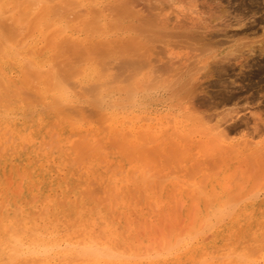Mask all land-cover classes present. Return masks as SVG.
I'll return each mask as SVG.
<instances>
[{
  "label": "rangeland",
  "instance_id": "obj_1",
  "mask_svg": "<svg viewBox=\"0 0 264 264\" xmlns=\"http://www.w3.org/2000/svg\"><path fill=\"white\" fill-rule=\"evenodd\" d=\"M20 1L0 0V20L6 22L15 16L12 21L9 20L11 23H8V25L12 24L11 27H13L16 23V27H13V29L15 31L17 29L19 32V34L17 32L15 37L13 35V39H8V34L11 35V30L8 31L6 26H4L7 23L2 25L1 22L3 21H0L1 27L4 26L5 31H8V33L5 32L8 36L6 38L3 36V38L7 39L6 41L11 40L10 44L5 41L8 47L11 46V48L6 47L4 43L3 48L1 46L0 50L7 52L8 49H12L14 50L13 53L16 52L17 54V56L9 54L4 58L1 56L3 54L1 52L0 70L2 71L0 72L9 80L6 84V89H16V86L19 88L15 90L19 93L16 98L10 100V105L0 110V156H2L0 158V191H3L0 193L2 197L0 213L11 215L14 212L11 207H15L16 202H14V199L16 198V201H22H19L20 206L30 210L33 218H40L38 220L43 222H51L50 225L54 226L57 232L54 234L56 240L52 238L53 234L49 235L50 231H55L54 228L50 227L39 234L41 242L38 245L56 243L60 238H63L62 236H75L74 238H69L74 244H77L80 239H90V236L101 237L104 240L106 239V236L104 237L106 227L108 231L110 230L106 234L114 237V246L116 245L119 248L117 249L118 253L123 255V257L120 256V260H115L116 263L120 264H264V53H258L257 50L258 40H264V21L258 22V19L264 16V0H251L253 2L249 0H230L229 4L226 0H219V2L221 1L219 4H222L221 6L226 10L223 15H226H221L223 17L209 23V30L219 35L217 40H222L215 47L211 46L209 48L211 54H214V57H212L214 60L212 59V61L222 60L226 53L235 48L234 40L238 37H230L232 33L240 32L249 26H252L257 31L254 36L249 35L242 39L244 41H242L243 44L246 46L252 43L254 50L249 54H245L246 49L244 46L242 50L240 49L243 52L245 51L242 53L245 55L244 57L235 60H233V57H229L228 62L223 61L222 64H224L226 71L222 73V76L209 77L205 73L206 69H201L196 75V81H198H194L195 83L191 87L193 91L190 90L188 94L186 93L187 95H174L170 87H172L173 82L171 83V81L175 76L173 77L169 74L175 71L173 68L174 64L175 68L180 67L182 60H184L181 67H178L179 71H182H177L182 74L180 77L185 78L186 75L183 74L188 72L185 68L195 65L197 56L200 55V58L205 55V52L203 55L201 51H198V48L196 50V47L192 49L193 45L201 48L199 44H193L192 42L188 44L185 43L186 41L177 39L175 40L180 43H175L176 41L173 39L174 42L170 40L171 45L160 43V41L157 42L161 45L159 43L156 44V42L151 44L152 46L142 53L143 56L140 55L143 57L140 59L148 60L141 69H130L127 71L118 69L116 65L119 63L117 61L122 57L121 55L119 57V55L111 54L114 55H110L109 58L112 59L105 58V62H103L102 58L98 59L96 55L94 57L89 55V57H84L85 60L78 59L79 61L75 60L77 62L72 61L73 64L72 62L71 64L68 63L75 67L79 62L78 65L80 67L78 66L79 69H75L74 75L67 77L68 80H66L71 83L66 80L64 82L68 83L67 87H69V95L71 96H69L68 102L71 103H67V107L69 106L67 112L64 109L59 114L58 112L56 113L53 104H50V98L56 93L54 89H51V76L58 72L59 68L57 67L62 62L60 60L61 57L64 60V56H66L62 52L65 49L58 46L57 39H60L58 38L59 36L62 38L72 37L71 39L77 38L75 39L77 40L76 43L82 39L78 43L82 44L84 41L85 43L83 42L84 44L81 47H86L87 49H91L87 45H91L93 40L95 41L92 45H97L100 43L98 39L104 40L106 38L109 41L107 38L111 40L115 38L114 41H117L120 36V39H124V37L128 39L133 35L129 26L137 23L138 17L141 14H145V9H149V7L148 11L154 12V14L157 11L164 16L168 14L170 27V24L174 23L172 21L176 15L175 6L172 4L176 0H170L171 2L161 0L165 4H162L160 0H90L91 2L89 0H78V2L74 0L73 3L71 2L72 4L70 3L66 6L65 13L63 12L62 14H57V12L50 14V11L44 12L41 9L46 6L55 10L56 4L58 6L61 4L60 2L64 3L62 0H49L47 3L50 5L46 3V0H39L41 3L37 0H22V4H20ZM93 1L95 2L92 3ZM126 1L128 3L130 1V3L126 4ZM182 1V4H184L185 0ZM182 1L178 0L174 5ZM210 1H191L197 5V16L201 15V20L210 21L212 17V15L211 17L209 16L214 10L212 12L207 10L210 9L207 7H212L211 3L213 1ZM18 2H20L19 7L17 6ZM32 2H34L33 4L40 3L41 5H36L37 7L35 8ZM12 4L14 7L16 6V9L12 8ZM120 6L125 7L126 11L129 8V11H127L129 15L126 16L128 18L117 16L116 11ZM107 7L112 10L108 9V12ZM158 7L162 8L158 10ZM33 8L34 10L32 11ZM240 8L242 9L240 10ZM4 9L7 12L5 14L8 16L3 14ZM17 9L23 20L18 16ZM90 9L98 16L97 20L99 21L95 24L97 26L96 32L89 30L90 27L86 26L84 22L86 17L88 19V16L93 15ZM250 9L256 13L252 14L249 12ZM104 11L105 15H103ZM174 11L175 13H173ZM99 13L101 14L99 15ZM250 13L252 14L251 17L249 16ZM244 14H247V16L244 17ZM3 15L5 18H3ZM234 18L241 19L235 24ZM68 19L73 20H70V22ZM107 19L108 21H106ZM19 20L25 21V24L22 25L23 23H20ZM129 21L130 23H127ZM82 22L85 24L83 25ZM123 25L124 28H121L120 26ZM1 27L0 33L4 32ZM108 27L110 28L108 29ZM100 30H104L102 32H105L104 35H106L104 36ZM15 31L14 34L16 33ZM224 33H226V37L222 35ZM89 35H91V38H89ZM96 36L97 38H95ZM10 37L12 38V36ZM96 39L98 40L97 42ZM23 43L24 46L21 47ZM78 43L77 45H80ZM119 43L116 44L118 45ZM116 44L114 43L112 46H116ZM185 46H187L186 49ZM150 48H153L154 51L152 50L151 52ZM236 49L233 56H238L240 53ZM58 52L62 53L63 56H60ZM175 53L177 57H175ZM185 55L188 56L186 60ZM190 55L192 56L190 57ZM115 56L118 57L116 58ZM140 56H138V59ZM178 56L180 60H176ZM168 57L172 60L169 59L168 61ZM22 59L32 61V64L27 61H25L27 63L25 64ZM96 60L98 64L95 63ZM190 60L193 62H189ZM56 62L57 64L59 62V65H56ZM186 63L188 66L185 65ZM28 64L35 67L38 66L37 70L35 68L38 72L34 74L30 68L31 66L29 67L31 70L25 67ZM101 64L102 67H100ZM163 65L172 66L173 71L168 68L166 70ZM162 67L163 69L160 70ZM47 70L51 72L49 73ZM98 74L103 77L98 76ZM180 74H177V76ZM26 75L30 78H27ZM78 75L81 77H78ZM29 81L30 83H28ZM96 81H98V84H96ZM45 84H48L51 88ZM170 84L171 86L169 87L168 85ZM132 85L140 86V89L135 86L136 91L133 89L135 93L128 96L126 88ZM3 87L5 88V86ZM3 87L2 89L0 87V94L4 90ZM23 91L26 96L21 94ZM39 91L45 93L47 99L44 102L42 100V102L38 101L42 97L38 100L36 99V101L34 100L37 97L36 94L40 97ZM34 93L36 97H34ZM94 93L96 96H94ZM30 97L32 105L29 102V100L31 101ZM92 97L99 99L97 106L92 105L94 100ZM98 112H104V116H101L103 115L101 113L100 117ZM56 117L58 119H55ZM189 125L192 126L191 129ZM197 126L200 129L199 127L196 129ZM205 126L207 128H202ZM218 127L220 131H226V138L223 136L224 132L221 135L222 137H219ZM223 127L226 130H221ZM209 128L210 130H208ZM198 129L199 131H196ZM191 130L197 133L193 134ZM185 132L191 133V136L186 133L187 137L184 134ZM215 132H218V140L216 139L217 137H214L216 135L214 134ZM198 134H201V136ZM181 136L182 139H185L184 141L187 138V143L185 142L184 144L183 140L181 141ZM221 138H225V141ZM189 140L190 142H188ZM203 140L204 142H202ZM244 140L249 142L250 145L248 147L247 145L245 147L242 146L244 145ZM219 141L223 143L221 144ZM129 142L132 143V146H129ZM136 142V145H139L137 147L140 148L138 150H135V148L137 149L135 147ZM216 142L220 143L221 146H227L226 148L235 145L234 149L237 151H231L233 149L231 147L227 150V153L226 149H222L225 147L220 148ZM197 144H200V146H197ZM206 151H212L210 152L211 154H208L212 158H203L207 156ZM104 153L105 155H103ZM176 154H179V156ZM6 157L10 158L7 159ZM4 158L8 161H4ZM153 169L156 171L155 173ZM158 172H160L161 176L163 175V178L159 179L161 176H159ZM153 178H155L154 181ZM39 180L42 182L40 185ZM37 188H39V192ZM47 192L48 195L46 194ZM21 195L26 196V199H24V196L21 197ZM5 196L7 200H4ZM11 200V205L4 203L5 205L1 206L2 202ZM49 203L53 205L51 206ZM18 207L16 205V215H18ZM8 208L11 209V212L7 211L8 213H5V209L7 210ZM46 210H49V213L50 210H53L54 215L59 214L58 216L55 215L57 216L56 218L52 217L54 216L53 213H50L49 216L54 218L55 221H50L49 216H47L48 219L46 218ZM35 211L38 215L34 214ZM43 215L45 219L42 220ZM66 217L68 219H65ZM78 224H82V233L76 235L78 233H74V231H77L76 226ZM102 228L103 230H101ZM96 233L98 234L96 235ZM62 242L63 240L61 239L60 244ZM64 247L65 244L63 243L59 247L52 245L51 252L56 254ZM142 250L144 253H142ZM134 255L135 261L132 259ZM136 255L140 256V259L136 258ZM147 255L148 259L145 257ZM1 261L0 259V264H2ZM59 261L60 264H68L69 262V260L54 259L55 263H59Z\"/></svg>",
  "mask_w": 264,
  "mask_h": 264
},
{
  "label": "bare ground",
  "instance_id": "obj_2",
  "mask_svg": "<svg viewBox=\"0 0 264 264\" xmlns=\"http://www.w3.org/2000/svg\"><path fill=\"white\" fill-rule=\"evenodd\" d=\"M15 1V0H14ZM20 1V0H19ZM22 1V0H21ZM20 1V2H21ZM32 1V0H31ZM33 1H35V0H33ZM37 1H39V0H37ZM41 1H43V0H41ZM49 0H46V3L48 2ZM61 1V0H60ZM59 1V2H60ZM62 1H64V3L63 2H60L61 4H59L58 6H56L55 5V7L56 8H54L55 10H53V8H49V7H46V6H44L45 8H41V9H43L44 10V12H47V11H50V14L51 13H56L57 12V14L59 13V14H62L64 11H65V9H66V6L67 5H69L71 2L73 3L74 2V0H62ZM90 1V0H89ZM133 1V0H132ZM150 1V0H149ZM161 1V0H160ZM163 1H165V0H163ZM163 1H161V3L163 2ZM168 1H170V0H168ZM171 1H173V0H171ZM170 1V2H171ZM176 1H178V0H176ZM176 1H173V6H175V9H176V13H175V11L173 12V13H175L176 15H175V19L172 21V22H174L173 24H170V27H169V22H170V20H169V17H168V14H166L167 16H164V15H161L158 11H157V13H155L154 14V12H151V11H148L149 9H150V7H149V9H143L146 13L145 14H141V16H139L138 17V19L136 20V22L137 23H133L132 24V26H129V28H130V31L133 33V35H131V37H129L130 36V34H129V36H127V37H129L128 39L126 38L125 39V37H124V39L122 38V39H120L121 38V36H120V38H118V40L116 41H114V39L115 38H113V40H111L110 38H107V39H109V41L108 40H106V38L103 40V39H96V42L98 41V42H100V43H98L97 45H92L93 44V42L95 41V40H93V42L91 43V45H87V47L88 48H90L91 47V49H87L86 47L85 48H82L81 47V45L82 44H84L83 42H82V44H80V43H78V42H80L79 40H78V44H80V45H77V43H76V41L77 40H75V39H77V38H73V39H71L70 37H64V38H62L61 36H59L58 38H60V39H57L58 40V46H60L61 48H63V49H65L64 51H62L63 53H65V55L66 56H64L65 57V59L64 60H62V57H61V61L62 62H60V60H59V62L61 63L60 64V66H56L57 68H59V70H58V72H57V70H56V74L55 75H53V76H51V74H49L52 78L53 77H55L54 79H52L51 78V80H50V85H52V88L48 85L49 84V82H48V84H45L46 86H48V87H50L51 89H54L55 91H56V93L50 98V104H53V107H55V111H56V113L58 112V114L59 113H61V111H64V109H66V112L68 111L67 109H68V107H67V103H69L68 101H69V87H67L68 85V83H64V82H66L68 79H67V77H69V76H72V75H74V73H75V69L76 68H78V64H79V62L77 63V66H75V67H73V65L71 66L70 64H71V62L72 61H75V60H77V61H79V60H83L84 59V57H86V56H88L89 57V55H93V57H94V55H96L97 56V58L98 59H101L102 58V60H103V62H105V58H109L110 57V55L111 54H114V55H119V57H120V55L122 56L120 59H118L119 61H117V62H119L117 65H116V67L118 68V69H120V70H122V71H127V70H135V69H141L144 65H146V61H148V60H142V59H140V58H143V57H141L140 55H142V53H144L149 47H151L152 45L151 44H155V42H156V44H158L159 42H157V41H160V43H167V45H171L170 44V40H175V39H177V40H182V41H186L185 43H190V42H192L193 44L195 43V44H199L200 46H201V48H199L197 45L195 46V45H193L192 46V49L194 48V47H196V50H197V48H198V51L200 52L201 51V53L203 54L204 52H205V55L204 56H202V57H200L199 58V56H197L198 58L196 59V64L194 65H190V67H186V66H188V64L186 63L185 65L186 66H184V67H186L185 68V70L186 71H188L186 74H183V75H186L185 76V78H182V77H180L182 74H180V73H178V71H179V68L181 67V65L183 64V61L184 60H182V63H181V65H180V67L178 68V67H176V68H178V69H176L175 68V64H174V70L175 71H173V68H172V66H170L169 67V65H166V66H164V68L167 70V68L169 69V70H172L173 72H171V73H169V74H171L173 77H174V79L171 81V83H172V87H170L171 86V84L170 85H168L169 87H170V89L172 90V92L174 93V95H182V94H185V95H187L188 94V92L190 91V90H192L191 89V87H192V85H193V83H195L194 81H196V79H197V76L196 75H198V72H199V70H204V69H206V75H209V77H212V76H215V77H220V76H222V73H224L225 71H226V68H225V66H224V64H222L223 63V61H229V57H233V60H235V59H237V58H242V57H244L245 55H243L242 53H244L245 51H246V53L245 54H249L251 51H253L254 50V48H253V44L252 43H250L249 45H245V44H243V40L242 39H244V38H246V37H248L249 35L250 36H254L255 34H256V32L257 31H255L256 29H254L252 26H249L248 28H246V29H243L242 31H240V32H235V33H232L231 35H230V37H238L237 39H235L234 41H235V48L234 49H232V50H230L228 53H226V55L223 57V59L222 60H218V61H212V57H214V54L212 55L211 54V52L209 51V48L211 47V46H214L215 47V45L216 44H219V43H221V41L222 40H217L218 38V36L219 35H217V33L215 32H212V30H209V23L211 22V21H215V19H218V18H221V17H223V16H225V15H223L224 13H225V11L226 10H224V8L219 4L220 2H219V0H212L213 2L211 3V5H212V7L211 6H209V7H207V8H210V9H207L208 11H210L211 10V12H212V10H214V12H212V14H210V16L209 17H211V15H212V17H211V19H210V21H205L204 19V21L203 20H201L200 18H201V15H199V16H197L198 15V10H197V5H195L194 3H192L191 1L192 0H185V1H187V2H185L184 1V4H182L183 3V1L182 2H180V3H178V4H175L174 5V3L176 2ZM207 1V0H206ZM210 1V0H209ZM242 1V0H241ZM248 1V0H247ZM250 2H253V1H251V0H249ZM20 2H18V7H19V3ZM40 2V1H39ZM56 2V1H55ZM77 2H78V0H77ZM91 2V1H90ZM89 2V3H90ZM95 1H93L92 3H94ZM117 2V1H116ZM121 2V1H120ZM127 2V1H126ZM125 2V3H126ZM137 2V1H136ZM166 2V1H165ZM170 2H167V3H170ZM193 2H195V1H193ZM211 2V1H210ZM226 2L228 3V2H230V0H226ZM23 2H21L20 4H22ZM34 2H32V4H33ZM36 3V2H35ZM41 3V2H40ZM39 3V4H40ZM54 3V2H53ZM71 3V4H72ZM118 3V2H117ZM129 3H130V1H129ZM128 2L126 3V4H129ZM166 3V4H167ZM177 3V2H176ZM242 3V2H241ZM14 4V3H13ZM12 4V5H13ZM38 3H36V4H33L34 5V7L36 8L37 6L36 5H39ZM48 4V3H47ZM99 4V3H98ZM115 4V3H114ZM118 4H121V3H118ZM162 4H165V3H162ZM204 4H205V2H204ZM214 4V5H213ZM229 4V3H228ZM243 4V3H242ZM252 4V3H251ZM41 5V4H40ZM45 5V4H44ZM48 5H50V4H48ZM47 5V6H48ZM78 5V4H77ZM124 5V4H123ZM203 5V4H202ZM54 6V5H53ZM81 6V5H80ZM91 6V5H90ZM93 6V5H92ZM109 6H111V5H109ZM115 6V5H114ZM157 6V5H156ZM172 6V7H173ZM224 6H226V5H224ZM240 6H241V4H240ZM3 7V6H2ZM39 8H40V6H38ZM42 7V6H41ZM73 7V6H72ZM104 7V6H103ZM131 7V6H130ZM148 7V6H147ZM171 7V8H172ZM239 7V6H238ZM243 7V6H242ZM12 8H15L16 9V6L14 7V5H13V7ZM77 8H79L78 6H77ZM89 8V7H88ZM112 8H114V7H112ZM125 8V7H124ZM122 6H120V8L116 11V13H117V16H128L129 14H128V12L127 11H129V8H128V10L126 11V9H124ZM159 8L160 7H158V10H159ZM162 8V7H161ZM160 8V9H161ZM228 8V7H227ZM11 9V8H10ZM73 9V8H72ZM82 9V8H81ZM92 9V8H91ZM91 9H90V11H91ZM97 9H101V8H97ZM105 9V8H104ZM108 9H110V8H108L107 7V11H108ZM115 9V8H114ZM173 9V8H172ZM242 8H240V10H241ZM5 10V9H4ZM34 10V8L32 9V11ZM68 10V9H67ZM75 10H77V9H75ZM84 10V9H83ZM110 10H112V9H110ZM131 10H132V7H131ZM131 10H130V12H131ZM240 10H239V12H240ZM244 10V9H243ZM7 11H9V10H7ZM17 11H18V9H17ZM16 11V12H17ZM72 11V10H71ZM136 11V10H135ZM138 11V10H137ZM236 11H238V9H236ZM5 12H6V10L4 11V15H7V14H5ZM42 12V11H41ZM68 12V11H67ZM86 12V11H85ZM89 12V11H88ZM92 12V16L90 15V16H88L89 18L88 19H84V22L86 23V26H88V27H90V29L89 30H94L95 32H96V28H97V26L95 25L96 24V22L97 21H99V20H97V15H95V12H93V10L91 11ZM100 12V11H99ZM103 12V11H102ZM109 12V11H108ZM249 12H251L252 14H254V13H256L255 11H252L251 9H250V11ZM7 13V12H6ZM13 13H15V12H13ZM13 13H11V14H13ZM65 13V12H64ZM69 13H70V10H69ZM74 13H76V12H74ZM111 13V12H110ZM109 13V14H110ZM140 13V12H139ZM144 13V12H143ZM165 13V12H164ZM200 13H201V11H200ZM250 13V17H251V14ZM18 16L19 17H21V14H20V12L18 11ZM34 14H35V12H34ZM39 14V13H38ZM37 14V15H38ZM49 14V13H48ZM67 14V13H66ZM101 13H99V15H100ZM3 15V16H4ZM10 15V14H9ZM16 15V14H15ZM45 15V14H44ZM56 15V14H55ZM74 15V14H73ZM72 15V16H73ZM76 15H78V14H76ZM103 15H105V11H104V14ZM108 15V14H107ZM221 15H223V16H221ZM2 16V15H1ZM8 16V15H7ZM13 16H14V14H13ZM17 16V17H18ZM49 16V15H48ZM65 17H66V15H64ZM69 16H70V14H69ZM82 16V15H81ZM244 17H246L247 16V14H244L243 15ZM15 17V16H14ZM14 17H12L13 19H14ZM44 17V16H43ZM52 17V16H51ZM54 17V16H53ZM64 17V18H65ZM83 17H85V16H83ZM104 17H106V16H104ZM204 17V16H203ZM1 18V17H0ZM3 18H5V16L3 17ZM2 18V19H3ZM39 18V17H38ZM47 18V17H46ZM69 18V17H68ZM73 18V17H72ZM108 18V17H107ZM123 18V17H122ZM126 18H128V17H126ZM13 19H9V20H13ZM18 19V18H17ZM17 19H16V22H17ZM20 19H22V17L20 18ZM37 19V18H36ZM53 19H55V18H53ZM74 19V18H73ZM73 19H68L69 21L70 20H73ZM239 19H241V18H239ZM238 18L237 19H235L234 18V21H235V24L236 23H238L240 20H239ZM6 20V19H5ZM9 20H7L6 22H4L3 20H0V21H3V22H1L2 23V25H4L5 23H7V25L5 24L4 26H6V29L8 30V31H10L11 30V35L10 34H8V35H6V33L5 32H7L8 33V31L6 30L5 31V29L3 28V27H1V25H0V27L4 30V32H1L0 33V49H1V46H2V48H3V44L5 43V41L7 40V39H4L3 38V36L6 38V36H8V39L10 38V39H13V35H14V37H15V35H17V32H18V30L16 29V31H15V29H13V27L15 28L16 27V23H15V21H13L14 23H15V26H13V27H11L12 26V24L10 25H8V23H11V21L9 22ZM23 20V19H22ZM46 20H48V19H46ZM45 20V21H46ZM56 20V19H55ZM102 20H104V19H102ZM121 20V19H120ZM123 20V19H122ZM169 20V21H168ZM20 21V23H23L22 25H24L25 24V21H21V20H19ZM44 21V22H45ZM106 21H108V19L106 20ZM126 21V20H125ZM131 21V20H130ZM130 21L129 22H127V23H130ZM203 21V22H202ZM260 21H264V16H262L261 18H259L258 19V22H260ZM12 22V23H13ZM44 22H43V24H44ZM67 22V21H66ZM71 22V21H70ZM77 22H79L78 20H77ZM105 22V21H104ZM114 22V21H113ZM83 23V22H82ZM85 23H83V25L85 24ZM100 23H102V21H100ZM106 23V22H105ZM49 24H50V22H49ZM53 24V23H52ZM79 24V23H78ZM107 24V23H106ZM114 24L115 25H117L116 24V22H114ZM14 25V24H13ZM18 25H19V23H18ZM22 25H20V26H22ZM46 25V24H45ZM67 25H69V24H67ZM77 25V24H76ZM125 25H126V23H125ZM7 26H8V28H7ZM49 26V25H48ZM82 26V25H81ZM118 26V25H117ZM12 29H11V28ZM99 27V26H98ZM119 27V26H118ZM117 27V28H118ZM121 28L123 27L124 28V25L123 26H120ZM127 27H128V25H127ZM10 28V29H9ZM22 28H23V26H22ZM83 28V27H82ZM110 27H108V29H109ZM112 28V27H111ZM1 29V30H2ZM20 29V28H19ZM84 29V28H83ZM100 29V28H99ZM103 29H104V27H103ZM107 29V30H108ZM125 29H127L126 27H125ZM2 30V31H3ZM12 30H13V34H12ZM21 30V29H20ZM19 30V31H20ZM105 30V29H104ZM104 30H100L101 32L102 31H104ZM120 30V29H119ZM14 31L16 32L15 34H14ZM84 31H85V29H84ZM99 31V32H100ZM113 31V30H112ZM111 31V32H112ZM116 31H117V29H116ZM124 31V30H123ZM129 31V32H130ZM23 32V31H22ZM80 32V31H79ZM4 33V34H3ZM88 33V32H87ZM103 33V32H102ZM105 33V32H104ZM104 33H103V35H104ZM108 33V32H107ZM114 33H115V31H114ZM18 34H19V32H18ZM65 34V33H64ZM89 34H91V33H89ZM96 34V33H95ZM101 34V33H100ZM110 34V33H109ZM120 34V33H119ZM122 34V33H121ZM71 35V34H70ZM106 35V34H105ZM104 35V36H105ZM108 35V34H107ZM123 35V34H122ZM224 37H226V33H224V34H222ZM10 36H12V38L10 37ZM83 36H85L84 34H83ZM90 36V37H89ZM89 36H86V37H89V38H91V35H89ZM102 36V35H101ZM110 36H111V34H110ZM117 36V35H116ZM115 36V37H116ZM76 37V36H75ZM118 37V36H117ZM140 37V38H139ZM88 38V39H89ZM95 38H97V36L95 37ZM80 39V38H79ZM87 39V40H88ZM117 39V38H116ZM4 40V41H3ZM75 40V41H74ZM91 40V39H90ZM111 40V41H110ZM120 40H122V41H120ZM174 40L172 41V42H174ZM11 41V40H10ZM10 41L8 40V41H6V42H9L8 44H10ZM14 41V40H13ZM92 41V40H91ZM120 43H119V42ZM176 41V40H175ZM237 41H241V42H237ZM243 41V42H242ZM30 42H32V41H30ZM56 42V41H55ZM88 42V41H87ZM177 42H179V41H176L175 43H177ZM19 43V42H18ZM51 43V42H50ZM57 43V42H56ZM89 44H90V42H88ZM87 43V44H88ZM116 44V43H119L118 45L116 44V46H112L113 44ZM159 43V44H160ZM169 43V44H168ZM180 43V42H179ZM179 43H178V45H179ZM258 53H264V40H258ZM6 44V43H5ZM11 44H12V42H11ZM31 44V43H30ZM95 44V43H94ZM86 45V44H85ZM161 45V44H160ZM182 45V44H181ZM187 45V44H186ZM20 46V45H19ZM24 46V43H23V45L21 46V47H23ZM55 46V45H54ZM84 46V45H83ZM156 46H159V45H156ZM164 46V45H163ZM180 46V45H179ZM245 46V51L243 52V51H241L242 50V48ZM6 47H8V45L6 44ZM13 47V46H12ZM18 47V46H17ZM50 47V46H49ZM153 47H154V45H153ZM171 47V46H170ZM186 47L187 46H185V49H186ZM8 48H11V46L10 47H8ZM15 48V47H14ZM18 48H20V47H18ZM51 48V47H50ZM55 48H57L56 46H55ZM59 48V47H58ZM178 48V47H177ZM237 48V49H236ZM151 49V52H152V50H153V48H150ZM149 49V50H150ZM155 49V48H154ZM200 49V50H199ZM212 49V48H211ZM235 49L237 50V52H240L239 53V55L237 56V55H234L233 56V53H235L234 51H235ZM241 49V50H240ZM12 50V49H11ZM10 49H8V51L7 52H3V50L1 51L0 50V54H1V52L3 53L1 56H3L4 58L7 56V55H11L12 54V56L13 55H15V56H17V54H16V52L15 53H13L14 52V50H12L11 51ZM16 50V49H15ZM56 50V49H55ZM58 50H60V49H58ZM156 50V49H155ZM157 50H159V49H157ZM164 50V49H163ZM195 50V49H194ZM28 51V50H27ZM31 51V50H30ZM36 51V50H35ZM52 51H53V48H52ZM52 51H51V53H52ZM57 51V50H56ZM154 51V50H153ZM170 51H171V48H170ZM209 51V52H208ZM50 52V51H49ZM158 52V51H157ZM172 52H173V50H172ZM194 52V51H193ZM195 52H197V51H195ZM19 53V52H18ZM30 53V52H29ZM28 53V54H29ZM31 53H32V51H31ZM59 53V52H58ZM174 53V52H173ZM172 53V54H173ZM177 53V52H176ZM176 53H175V57H177L176 56ZM27 54V55H28ZM50 54V53H49ZM55 54V53H54ZM68 54V55H67ZM179 54V53H178ZM191 54V53H190ZM197 54H198V52H197ZM200 54V53H199ZM21 55V54H20ZM52 55H53V53H52ZM56 55V54H55ZM59 55L61 56L62 55V53L60 54L59 53ZM114 55H111V56H114ZM54 56V55H53ZM57 56V55H56ZM63 56V55H62ZM95 56V57H96ZM138 56H140L139 57V59H138ZM143 56V55H142ZM174 56V55H173ZM186 56V58H185V60L186 59H188L187 57V55H185ZM192 55H190V57H191ZM29 57V56H28ZM55 57V56H54ZM116 57V56H115ZM118 57V56H117ZM116 57V58H117ZM2 57H0V59H1ZM53 58V57H52ZM91 58V57H90ZM180 58H182V56H180ZM194 58V57H193ZM79 59V60H78ZM88 59V58H87ZM96 59V58H95ZM109 59H112V58H109ZM169 59H171V58H169L168 57V61H169ZM173 59H175V58H173ZM23 60V59H22ZM56 60V59H55ZM85 60V59H84ZM172 60V59H171ZM176 60H180L179 59V56H178V59H176ZM211 60V61H210ZM214 60V59H213ZM24 61V63H25V61H27L28 63H31L29 60H23ZM77 61H75V62H77ZM114 61H115V59H114ZM150 62H152L151 60H149ZM55 62V61H54ZM59 62H58V64H57V62H56V65H59ZM90 62V61H89ZM181 62V61H180ZM189 62H193L192 60H190ZM224 62V63H225ZM68 63H70V64H68ZM82 63V62H81ZM92 63V62H91ZM95 63H97V60H96V62ZM109 64H110V62H108ZM164 63V62H163ZM185 63V62H184ZM25 64H27V63H25ZM32 64V63H31ZM34 64V63H33ZM53 64V63H52ZM72 64H73V62H72ZM76 64V63H75ZM88 64V63H87ZM98 64V63H97ZM96 64V65H97ZM106 64V63H105ZM167 64V63H166ZM171 64H173V63H171ZM35 65V64H34ZM34 65H32L33 66V68H32V66L31 65H26L25 67H27L28 69H32V72L35 74V72H38V71H36L37 69H38V66H34ZM55 65V64H54ZM159 65V64H158ZM31 66V67H30ZM51 66H53V65H51ZM85 66V65H84ZM113 66V65H112ZM30 67V68H29ZM48 67V66H47ZM80 67V66H79ZM100 67H102V64H101V66ZM111 67V66H110ZM161 67V66H160ZM27 68H26V70H27ZM35 68H36V70H35ZM41 68V67H40ZM48 68H51V67H48ZM55 68V67H54ZM56 68V69H57ZM84 68V67H83ZM171 68V69H170ZM190 68V69H189ZM30 69V70H31ZM53 69V68H52ZM79 69V68H78ZM163 69V67L162 68H160V70H162ZM25 70V69H24ZM42 70L44 71V69H43V67H42ZM81 70V69H80ZM102 70V69H101ZM104 70V69H103ZM157 70H159V69H157ZM178 70V71H177ZM184 70V69H183ZM0 71H2V70H0ZM48 72H49V70H47ZM182 70H180L179 72H181ZM5 72V71H4ZM31 72V71H30ZM40 72V71H39ZM51 72V71H50ZM49 72V73H50ZM82 72V71H81ZM80 72V73H81ZM87 72H88V70H87ZM101 72V71H100ZM153 72V71H152ZM201 72V71H200ZM42 73V72H41ZM55 73V72H54ZM53 73V74H54ZM162 73V72H161ZM184 73H185V71H184ZM24 74V73H23ZM32 74V73H31ZM44 74V73H43ZM46 74V73H45ZM147 74V73H146ZM152 74H154V73H152ZM177 74H180V75H178L177 76ZM9 75V74H8ZM81 75V74H80ZM102 76L101 74H98V76ZM111 75V74H110ZM205 75V74H204ZM13 76V75H12ZM23 76V75H22ZM49 76V77H50ZM115 76V75H114ZM26 77H27V75H26ZM48 77V78H49ZM78 77H81V76H79L78 75ZM103 77V76H102ZM101 77V78H102ZM116 77V76H115ZM135 77V76H134ZM142 77V76H141ZM140 77V78H141ZM27 78H30V77H27ZM33 78V77H32ZM34 78H36V77H34ZM99 79H100V77H98ZM147 78H148V76H147ZM182 78V79H181ZM47 79V78H46ZM67 79V80H66ZM143 79H144V77H143ZM156 79V78H155ZM66 80V81H65ZM70 80V79H69ZM101 80V79H100ZM8 79L6 78V76H4L1 72H0V87H1V89H2V87L3 86H5V88H4V90H3V92L0 94V110L1 109H4V108H6V107H8V105H10L9 104V102H10V100H12L13 98H16V96L18 95V93L19 92H17V91H15L16 89H19L17 86H16V89L15 88H13L12 90H14V91H12V90H10V89H6V84L8 83ZM89 81V80H88ZM109 81H110V79H109ZM113 81V80H112ZM114 81H115V79H114ZM198 81V80H197ZM196 81V82H197ZM20 82V81H19ZM67 82H70V81H67ZM98 81H96V84H98L97 83ZM105 82H108V81H105ZM111 82V81H110ZM134 82V81H133ZM168 82V81H167ZM216 82H219V81H216ZM28 83H30V81L28 82ZM71 83V82H70ZM102 83V82H101ZM156 83V82H155ZM163 83V82H162ZM39 84V83H38ZM100 84V83H99ZM106 84V83H105ZM31 85H32V83H31ZM74 85V84H73ZM131 85V84H130ZM15 86V85H14ZM75 86V85H74ZM93 86H95V85H93ZM136 85H132V86H129V88L127 87L126 88V92H127V94H128V96H130V95H133L134 93H135V91H136V87H138V86H136ZM25 87V86H24ZM33 87V86H32ZM91 87V86H90ZM140 87V86H139ZM137 88V89H140V88ZM21 88V87H20ZM33 88H35V87H33ZM50 88H49V90H50ZM78 88H79V86H78ZM77 88V89H78ZM0 89V90H1ZM80 89V88H79ZM135 91H134V90ZM194 89H196V88H194ZM38 90H40V89H38ZM53 90V91H54ZM52 91V90H51ZM101 91H102V89H101ZM193 91V90H192ZM15 92V93H14ZM17 92V93H16ZM22 92V91H21ZM20 92V93H21ZM34 92V91H33ZM32 92V93H33ZM84 92V91H83ZM125 92V93H126ZM39 95H40V97L37 95L38 94V91H37V94H36V96L38 97H36L35 96V93H34V97H36L35 99H34V97L32 96V98L36 101V99L38 100L39 98H41L42 97V99H40V100H38V101H40V102H44L47 98L45 97V93L44 92H40L39 91ZM73 93V92H72ZM76 93V92H75ZM187 93V94H186ZM21 94H25V96H26V93H24V91H23V93H21ZM74 94V93H73ZM29 96V95H28ZM94 96H96L95 95V93H94ZM127 96V95H126ZM71 97V96H70ZM26 98V97H25ZM29 98V97H28ZM93 98V97H92ZM126 98V97H125ZM23 99H24V96H23ZM30 99H31V97H30ZM94 99V98H93ZM96 99V98H95ZM93 100L92 101V105H95V106H97V104H98V101H99V99L97 100ZM28 100V99H27ZM42 100V101H41ZM83 100V99H82ZM26 101V100H25ZM34 101V102H35ZM38 101H37V103H38ZM91 101V100H90ZM129 101V100H128ZM5 102V103H4ZM29 102H30V104H31V102H32V99H31V101L29 100ZM77 102V101H76ZM7 103V104H6ZM71 103V102H70ZM69 103V104H70ZM88 103V102H87ZM33 104V103H32ZM31 104V105H32ZM103 104V103H102ZM89 105H91V104H89ZM45 106V105H44ZM75 106V105H74ZM94 106V107H95ZM104 106V105H103ZM106 108V107H105ZM44 109V108H43ZM72 109V108H71ZM69 111H70V109H69ZM83 111V110H82ZM98 111V110H97ZM84 112V111H83ZM92 112H94V111H92ZM35 113V112H34ZM63 113V112H62ZM80 113H82V112H80ZM95 113V112H94ZM98 113H100V112H98ZM101 113L103 114V115H101ZM100 114H99V116L101 115V116H104V112H101ZM55 114V113H54ZM65 114V113H64ZM109 114V113H108ZM110 114H112L111 112H110ZM70 115V114H69ZM61 116V115H60ZM100 116V117H101ZM110 116V115H109ZM112 116V115H111ZM7 117V116H6ZM66 117V116H65ZM14 118V117H13ZM61 118V117H60ZM105 118V117H104ZM106 118H108V117H106ZM111 118V117H110ZM55 119H58L57 117L55 118ZM62 119V118H61ZM102 119V118H101ZM65 120V119H64ZM104 120V119H103ZM106 120V119H105ZM109 121V120H108ZM70 122V121H69ZM195 124V123H194ZM196 125H198V124H196ZM104 126V125H103ZM102 126V127H103ZM190 126V125H189ZM201 126V125H200ZM191 127L192 126H190V129H191ZM195 127V126H194ZM199 126H197L196 127V129L198 128ZM108 128V127H107ZM177 128V127H176ZM202 128H207L206 126L205 127H202ZM214 128H216L215 126H214ZM228 128V127H227ZM171 129H173V128H171ZM189 129V128H188ZM187 129V130H188ZM199 129H200V127H199ZM199 129L198 130H196V131H199ZM208 130H210V128L208 129ZM207 130V131H208ZM216 130V129H215ZM217 130H219V127H218V129ZM216 130V131H217ZM221 130H226V129H224V127H223V129H221ZM107 131V130H106ZM192 132H193V134L194 133H197V132H194L193 130H191ZM213 131H214V129H213ZM141 132V131H140ZM202 132V131H201ZM205 132V131H204ZM204 132H202V133H204ZM219 132V137L223 134V132H224V134H223V136H225L226 135V131H218ZM218 132L216 133H214V134H216L215 136H214V134H213V136L218 140ZM139 133V132H138ZM173 133V132H172ZM187 132H185L184 134H186ZM189 133V132H188ZM187 133V134H188ZM199 133V132H198ZM206 133V132H205ZM141 134V133H140ZM139 134V135H140ZM186 134V135H187ZM191 133H189L188 135L189 136H191L190 135ZM212 134V133H211ZM53 135H54V133H53ZM142 135V134H141ZM177 135V134H176ZM175 135V136H176ZM182 135V134H181ZM188 135H187V137H188ZM199 135V134H198ZM78 136V135H77ZM112 136V135H111ZM149 136V135H148ZM153 136V135H152ZM168 136V135H167ZM171 136V135H170ZM179 136V135H178ZM193 136V135H192ZM199 136H201V134L199 135ZM228 136V135H227ZM138 137V136H137ZM142 137V136H141ZM183 137H185V136H183ZM198 137V136H197ZM222 137V136H221ZM82 138V137H81ZM177 138V137H176ZM178 138H180V137H178ZM201 138V137H200ZM225 138H226V136H225ZM225 138H221L223 141H225L224 139ZM191 139H193V138H191ZM75 140H77V139H75ZM115 140V139H114ZM141 140V139H140ZM155 140V139H154ZM183 140V141H182ZM185 139H182V136H181V141L185 144V142L187 141V138H186V141H184ZM222 140H220V141H222ZM245 140H247V139H245ZM244 140V142H243V144L244 145H242L243 147H245V145H247V147L250 145L249 144V142L248 141H245ZM79 141V140H78ZM84 141V140H83ZM82 141V142H83ZM116 141V140H115ZM118 141V140H117ZM128 141H130V140H128ZM134 141V140H133ZM153 141V140H152ZM163 141V140H162ZM166 141H168V140H166ZM219 141V142H220ZM227 141V140H226ZM249 141H250V143H251V140L249 139ZM111 142V141H110ZM170 142V141H169ZM176 142H177V140H176ZM188 142H190V140L188 141ZM198 142V141H197ZM201 142V141H200ZM202 142H204V140L202 141ZM201 142V143H202ZM43 143V142H42ZM46 143V142H45ZM121 143H123V142H121ZM187 143V142H186ZM217 143V142H216ZM221 143V142H220ZM217 143L218 144V146L221 148V147H225V148H222V149H226V151L229 149V148H231V147H233V149H231V151H233V150H235V151H237L236 149H234L235 147V145H232L231 147L229 146L228 148H226L227 146H225V145H223V146H221V144L223 143ZM84 144V143H83ZM132 143H130L129 142V146L131 145ZM137 144V142L135 143V145ZM141 144V143H140ZM203 144V143H202ZM207 144V143H206ZM220 144V145H219ZM47 145V144H46ZM80 145V144H79ZM87 145V144H86ZM124 145V144H123ZM128 145V144H127ZM135 145H133V146H135ZM173 145V144H172ZM175 145H176V143H175ZM200 146V144H197V146ZM212 145H214V144H212ZM241 145V144H240ZM45 146V145H44ZM98 146V145H97ZM116 146V145H115ZM132 146V145H131ZM137 146H139V145H136L135 147H137ZM159 146V145H158ZM216 146V145H215ZM237 146V145H236ZM1 147V146H0ZM95 147V146H94ZM99 147V146H98ZM135 147H131V148H135ZM155 147H157V146H155ZM246 147V148H247ZM72 148H74V149H76L75 147H72ZM126 148V147H125ZM154 148V147H153ZM209 148V147H208ZM5 149V148H4ZM94 149V148H93ZM98 149V148H97ZM138 149H140V148H138L137 147V149L135 148V150H138ZM145 149V148H144ZM148 149H150V148H148ZM217 149V148H216ZM128 150H130V149H128ZM134 150V151H135ZM151 150V149H150ZM158 150V149H157ZM160 150H161V148H160ZM178 150V149H177ZM127 151V150H126ZM133 151V150H132ZM152 151V150H151ZM182 151V150H181ZM185 150L183 149V152H184ZM187 151V150H186ZM219 151H220V149H219ZM221 151H223V150H221ZM225 151V152H226ZM129 152V151H128ZM127 152V153H128ZM137 152H140V151H137ZM136 152V153H137ZM170 152H171V150H170ZM180 152V151H179ZM210 152H212V151H210ZM209 151H206V153H207V156H208V154H211ZM224 152V153H225ZM101 153V152H100ZM133 153V152H132ZM158 153V152H157ZM173 153V152H172ZM176 153H178V152H176ZM185 153V152H184ZM202 153V152H201ZM227 153H228V151H227ZM12 154V153H11ZM122 154V153H121ZM156 154V153H155ZM226 154V153H225ZM15 155V154H14ZM76 155V154H75ZM102 155V154H101ZM103 155H105V153L103 154ZM134 155V154H133ZM158 155H160V154H158ZM169 155H171V154H169ZM176 155H178L179 156V154H176ZM191 155V154H190ZM215 155V154H214ZM78 156V155H77ZM89 156V155H88ZM137 156L139 157V155L137 154ZM165 156V155H164ZM205 156V157H203L204 159L205 158H209L210 156ZM223 156V155H222ZM2 156H0V158H1ZM83 157V156H82ZM131 157V156H130ZM155 157H157V156H155ZM181 157V156H180ZM7 158V157H6ZM4 158V161L5 160H7V159H9V158ZM81 158V157H80ZM174 158V157H173ZM210 158H212V157H210ZM216 158H217V156H216ZM219 158V157H218ZM100 159H101V157H100ZM134 159H135V157H134ZM150 159V158H149ZM156 159V158H155ZM131 160V159H130ZM139 161H140V159H138ZM173 160V159H172ZM181 160V159H180ZM8 161V160H7ZM75 161H77V160H75ZM208 161V160H207ZM80 162H82L81 160H80ZM127 162V161H126ZM142 162H143V160H142ZM153 162V161H152ZM210 162V161H209ZM10 163V162H9ZM174 163V162H173ZM80 164V163H79ZM138 164V163H137ZM148 164V163H147ZM162 164V163H161ZM194 164V163H193ZM209 164V163H208ZM9 165V164H8ZM8 165H6V166H8ZM143 165V164H142ZM202 165V164H201ZM4 167V166H3ZM9 167V166H8ZM170 167V166H169ZM188 167V166H187ZM213 167V166H212ZM178 169V168H177ZM180 169H181V167H180ZM190 169V168H189ZM195 169V168H194ZM211 170V169H210ZM142 171V170H141ZM174 171V170H173ZM179 171V170H178ZM180 171H182V170H180ZM195 171H197V170H195ZM216 171L218 172V170L216 169ZM4 172V171H3ZM153 172L155 173L156 171H154V169H153ZM208 172V171H207ZM213 172V171H212ZM172 173V172H171ZM141 174V173H140ZM158 174H159V176H161L160 175V172H158ZM188 174V173H187ZM11 175H13V174H11ZM23 175V174H22ZM149 175V174H148ZM151 175H153V174H151ZM205 175V174H204ZM209 175V174H208ZM46 176V175H45ZM131 176H134V175H131ZM163 176V175H162ZM160 177L159 179H161V178H163V177ZM153 177V176H152ZM156 178V177H155ZM155 178H153V181L155 180ZM40 179V178H39ZM48 179V178H47ZM46 179V180H47ZM46 180H45V182H46ZM158 180V179H157ZM40 181V180H39ZM161 181V180H160ZM165 181V180H164ZM42 182L40 181V183H39V185L41 184ZM51 183V182H50ZM9 185V184H8ZM47 185V184H46ZM89 185V184H88ZM151 185V184H150ZM19 186V185H18ZM17 186V187H18ZM158 186V185H157ZM2 187V186H1ZM36 187H37V185H36ZM39 187V186H38ZM86 187H87V185H86ZM99 187V186H98ZM110 187V186H109ZM46 188V187H45ZM108 188V187H107ZM4 189H6V188H4ZM38 189V192H39V188H37ZM75 189V188H74ZM102 189V188H101ZM152 189V188H151ZM1 190H2V188H1ZM112 190V189H111ZM194 190H195V188H194ZM23 191V190H22ZM41 191H42V188H41ZM86 191V190H85ZM139 191V190H138ZM141 191V190H140ZM1 192H3V191H0V193ZM103 192V191H102ZM136 192H137V190H136ZM172 192V191H171ZM32 193V192H31ZM87 193H89V192H87ZM113 193V192H112ZM135 193V192H134ZM133 193V194H134ZM193 193V192H192ZM212 193V192H211ZM21 194H22V192H21ZM30 194V193H29ZM29 194H27V195H29ZM39 194V193H38ZM47 195H48V192L46 193ZM57 194V193H56ZM17 195V194H16ZM25 195V194H24ZM23 195V196H24ZM45 195V194H44ZM106 195V194H105ZM104 195V196H105ZM109 195V194H108ZM120 195V194H119ZM156 195V194H155ZM154 195V196H155ZM215 195V194H214ZM8 196V195H7ZM22 195H21V197H23ZM30 196V195H29ZM133 196V195H132ZM6 197V196H5ZM4 197V198H5ZM15 197V196H14ZM26 196H24V199H26L25 198ZM34 197V196H33ZM108 197V196H107ZM111 197V196H110ZM197 197H198V195H197ZM0 201L2 200V197L0 196ZM3 198V199H4ZM10 198V197H9ZM28 198H30V197H28ZM27 198V199H28ZM32 198V197H31ZM43 198V197H42ZM56 198V197H55ZM115 198V197H114ZM194 198V197H193ZM32 199H35V198H32ZM46 199V198H45ZM53 199V198H52ZM4 200H7V197L4 199ZM17 199L15 198L14 199V202H16L15 203V207L13 208V207H11V209L14 211L13 213H14V215H13V213L11 214V215H9V214H1V216H0V259L2 260L1 261V263L2 264H60V261H59V263H55L54 262V259H58V260H62V259H64V260H69V262H68V264H92V263H94V264H120V263H116L115 262V260L117 261V260H120L121 259V257H123V255L121 254H119L118 253V251H117V249H119L116 245V247L114 246V243H113V238L114 237H112V236H110L109 234H106V233H109V231L107 230V228L105 227V226H103V227H105V231H104V237L106 236V239H104V240H102L101 239V237H97V236H90V239L89 238H84L85 240H83V239H80L79 240V242L75 245L74 243H72L71 242V237H73V236H71V237H66V236H62L63 238H60V240H58L57 242L56 241H54V242H56V243H53V244H50V245H46V244H42V245H38L39 244V242H41V236L39 235V234H41L42 232H45V230H48L50 227L51 228H54V226H52V225H50V223L49 222H43V221H40V220H38V219H40V218H33L32 217V214H31V212H30V210H28V209H25L26 207H22V206H20V204H19V201H21V200H19V201H16ZM50 200V199H49ZM57 200H58V198H57ZM65 200V199H64ZM107 200V199H106ZM158 200V199H157ZM172 200V199H171ZM29 201V200H28ZM46 201V200H45ZM22 202V201H21ZM31 202V201H30ZM32 202H33V200H32ZM50 203H51V201H49ZM57 202V201H56ZM177 202V201H176ZM207 202V201H206ZM3 204L1 205V206H3V205H5L6 203L8 204V205H11L12 204V200L11 201H5V202H2ZM5 203V204H4ZM19 205H18V204ZM25 203H26V201H25ZM27 203H29V202H27ZM49 203V204H50ZM99 203V202H98ZM114 204V203H113ZM154 204V203H153ZM152 204V205H153ZM16 205H17V207H18V215H16V210H15V208H16ZM51 205V204H50ZM53 205V204H52ZM51 205V206H52ZM99 205V204H98ZM30 206H31V203H30ZM30 206H29V208H30ZM50 206V207H51ZM61 206H63V205H61ZM61 206H60V208H61ZM113 206V205H112ZM112 206H111V208H112ZM7 207V206H6ZM6 207H4V208H6ZM34 207V206H33ZM59 207V206H58ZM95 207V206H94ZM168 207V206H167ZM178 207V206H177ZM3 208V207H2ZM35 208V207H34ZM54 208V207H53ZM11 209L10 208H8L7 210L5 209V213H8L7 211H10L11 212ZM52 209V208H51ZM77 209V208H76ZM113 209V208H112ZM65 210V209H64ZM42 211V210H41ZM40 211V212H41ZM45 211V210H44ZM47 211V215H46V218H47V216H49L50 215V213H53V215H54V212H53V210L51 211L50 210V213H49V210H46ZM63 211V210H62ZM155 211H156V209H155ZM56 212H57V210H56ZM55 212V213H56ZM67 212V211H66ZM80 212V211H79ZM59 213V212H58ZM64 213H65V211H64ZM133 213V212H132ZM164 213V212H163ZM192 213V212H191ZM34 214L35 215H38V213L35 211L34 212ZM62 214H63V212H62ZM61 214V215H62ZM55 215H57V214H55ZM52 216V217H56L57 218V216L59 215H57V216ZM65 215H66V213H65ZM65 215H64V217H65ZM15 216H17V218H15ZM39 216H40V213H39ZM117 216V215H116ZM35 217V216H34ZM38 217V216H37ZM43 218H41L42 220L43 219H45V217H44V215L42 216ZM52 217H50L49 216V220L51 221V220H54L55 221V219L54 218H52ZM61 217V216H60ZM164 217H166V216H164ZM174 217V216H173ZM172 217V218H173ZM48 219V218H47ZM60 219V218H59ZM58 219V220H59ZM65 219H68L67 217L65 218ZM166 219V218H165ZM47 221V220H46ZM57 221V220H56ZM53 222V221H52ZM58 222H61V221H58ZM164 222H165V220H164ZM80 223V222H79ZM169 223V222H168ZM153 224V223H152ZM176 224V223H175ZM58 225H59V223H58ZM127 225V224H126ZM125 225V226H126ZM129 225V224H128ZM168 225V224H167ZM171 225V224H170ZM81 226H82V224L80 225V224H78V226H76L77 227V231L75 232L74 231V233H78V234H76V235H79V234H81L82 232H81ZM130 226V225H129ZM177 226V225H176ZM188 226V225H187ZM167 228V227H166ZM187 228V227H186ZM69 229V228H68ZM175 229V228H174ZM180 229V228H179ZM54 230L55 231H53V232H49V235H52V238H54V234L55 233H57L56 232V229L54 228ZM101 230H103V228L101 229ZM147 230V229H146ZM167 230V229H166ZM182 230V229H181ZM179 231V230H178ZM93 232V231H92ZM99 232H100V230H99ZM98 232V233H99ZM113 232V231H112ZM140 232V231H139ZM94 234H95V232H93ZM98 233H96V235L98 234ZM111 233V232H110ZM114 233V232H113ZM112 233V234H113ZM142 233V232H141ZM86 234V233H85ZM93 234V235H94ZM84 235V234H83ZM115 235V234H114ZM166 235V234H165ZM86 236V235H85ZM84 236V237H85ZM101 236V235H100ZM234 236H235V234H234ZM252 236V235H251ZM75 237V236H74ZM73 237V238H74ZM152 237V236H151ZM159 237V236H158ZM163 237V236H162ZM165 237V236H164ZM70 238V239H69ZM61 239L63 240V244H65V247L63 248V249H60L56 254H54V253H52L51 252V248H52V245L54 246V245H57L58 247L62 244H60V242H61ZM78 239H79V237H78ZM166 239V238H165ZM33 240V241H32ZM54 240H56L55 238H54ZM138 240V239H137ZM147 240H149L148 238H147ZM75 241V240H74ZM26 243H28V244H26ZM133 243V242H132ZM167 243V242H166ZM262 244V243H261ZM122 245V244H121ZM158 245V244H157ZM161 245V244H160ZM29 246V247H28ZM136 246V245H135ZM167 246V245H166ZM124 247V246H123ZM172 247V246H171ZM127 248V247H126ZM158 248V247H157ZM165 248V247H164ZM166 248H168V247H166ZM148 249V248H147ZM169 249H171V248H169ZM168 249V250H169ZM144 250V249H143ZM142 250V251H143ZM161 250V249H160ZM182 250H184V249H182ZM125 251V250H124ZM124 251H122V252H124ZM162 251V250H161ZM254 251H256V250H254ZM151 252V251H150ZM156 252V251H155ZM166 252V251H165ZM142 253H144V251L142 252ZM251 253H252V251H251ZM140 256H141V254H139ZM173 255V254H172ZM121 256V257H120ZM140 256H138V255H136V258L138 257V259H140L139 257ZM158 256V255H157ZM165 256V255H164ZM128 257V256H127ZM133 258V260L135 259V255L134 256H132ZM145 257H147V259H148V255L147 256H145ZM152 257V256H151ZM150 257V258H151ZM62 258V259H61ZM126 258V257H125ZM89 260V261H88ZM132 260V261H133ZM136 260V259H135ZM134 260V261H135ZM144 260V259H143ZM67 262V261H66ZM137 262V261H136ZM176 264V263H175Z\"/></svg>",
  "mask_w": 264,
  "mask_h": 264
}]
</instances>
